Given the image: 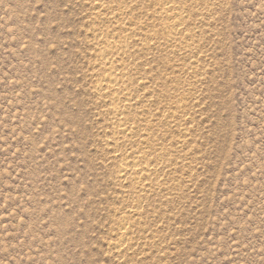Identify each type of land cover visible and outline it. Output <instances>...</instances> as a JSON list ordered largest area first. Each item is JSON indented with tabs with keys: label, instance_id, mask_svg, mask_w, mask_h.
<instances>
[{
	"label": "rangeland",
	"instance_id": "374dc122",
	"mask_svg": "<svg viewBox=\"0 0 264 264\" xmlns=\"http://www.w3.org/2000/svg\"><path fill=\"white\" fill-rule=\"evenodd\" d=\"M0 264H264V0H0Z\"/></svg>",
	"mask_w": 264,
	"mask_h": 264
},
{
	"label": "bare ground",
	"instance_id": "6f19581e",
	"mask_svg": "<svg viewBox=\"0 0 264 264\" xmlns=\"http://www.w3.org/2000/svg\"><path fill=\"white\" fill-rule=\"evenodd\" d=\"M123 78V75L118 74L115 77H113L112 81L116 82V84L119 82V80H121ZM115 85V84H113Z\"/></svg>",
	"mask_w": 264,
	"mask_h": 264
}]
</instances>
